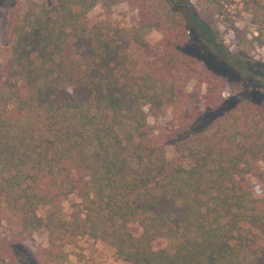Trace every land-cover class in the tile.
Wrapping results in <instances>:
<instances>
[{
	"label": "trees",
	"instance_id": "16d2710c",
	"mask_svg": "<svg viewBox=\"0 0 264 264\" xmlns=\"http://www.w3.org/2000/svg\"><path fill=\"white\" fill-rule=\"evenodd\" d=\"M122 2L138 14L129 30L83 21L98 3L108 12ZM242 6L254 30H234L248 56L264 49V0ZM8 15L0 221L17 241L46 235L36 264H67L65 247L83 237L125 264H264V197L246 186L264 161L261 64L227 53L183 0H25ZM190 31L246 83L248 104L182 126L172 162L157 140L158 119L170 112L183 125L188 81L222 76L189 53ZM154 47L163 58L145 63ZM258 179L264 183V172ZM72 196L65 215L62 202ZM0 264L16 263L0 253Z\"/></svg>",
	"mask_w": 264,
	"mask_h": 264
},
{
	"label": "rangeland",
	"instance_id": "374dc122",
	"mask_svg": "<svg viewBox=\"0 0 264 264\" xmlns=\"http://www.w3.org/2000/svg\"><path fill=\"white\" fill-rule=\"evenodd\" d=\"M38 4L50 6L53 0H34ZM187 1L191 8L197 13L200 20L207 23L217 34V41L227 53L233 57H240L251 64H261L264 68V49L256 47L248 56H244L238 45V31L247 29L254 30L251 16L243 10L242 0H183ZM25 0H0V64L2 55L13 42L10 34L11 22L8 9L23 7ZM109 20L119 28L126 30L134 27L138 22L137 11L128 6L125 2L111 8L106 12L102 3H98L84 18L87 23H96ZM189 53L198 58L200 64L222 76L209 84H198L194 79L188 81L185 92L186 100L183 109V125L179 126L170 112L158 119L160 126L157 135L158 142L162 143L165 149L166 158L169 161L175 160L173 139L176 132L182 130V126L199 125V123L210 119L215 109L232 107H244L248 104L245 100L244 87L246 83L239 84L234 74L215 50L209 47L198 33L190 31L186 42ZM164 53L160 47H154L151 53L145 58V63L154 64L162 59ZM226 76V78H225ZM235 76V75H233ZM259 102L258 105L264 106ZM237 106V107H236ZM182 122V123H183ZM264 172V161L256 163L255 172L249 178L246 186L255 197H264V183L259 181V175ZM76 201L69 197L62 202L65 215L71 212L70 203ZM44 209H39V216L44 214ZM49 244L45 234H33L23 241L15 240L12 235L3 228L0 221V253L11 255L16 264H36V256ZM68 253L67 264H125L119 261L113 250L105 243L93 241L87 237L79 238L76 245L65 247Z\"/></svg>",
	"mask_w": 264,
	"mask_h": 264
}]
</instances>
